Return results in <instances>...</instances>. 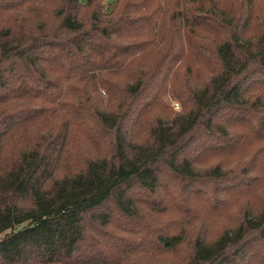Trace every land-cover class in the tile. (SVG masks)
Returning <instances> with one entry per match:
<instances>
[{
    "label": "trees",
    "instance_id": "1",
    "mask_svg": "<svg viewBox=\"0 0 264 264\" xmlns=\"http://www.w3.org/2000/svg\"><path fill=\"white\" fill-rule=\"evenodd\" d=\"M259 1L0 0V264H264Z\"/></svg>",
    "mask_w": 264,
    "mask_h": 264
},
{
    "label": "rangeland",
    "instance_id": "2",
    "mask_svg": "<svg viewBox=\"0 0 264 264\" xmlns=\"http://www.w3.org/2000/svg\"><path fill=\"white\" fill-rule=\"evenodd\" d=\"M109 3L108 5H111L115 0H107ZM259 3H261V5L263 6V0L261 2V0L259 1ZM151 62V61H150ZM201 69V70H200ZM196 71V73L199 75H205L206 74V70H204L203 68H200ZM126 82H128V80L125 77H119V78H114V84H115V90H116V96L117 99L123 97L124 95V91L126 88ZM104 94V93H103ZM170 104L171 107L174 111H179L181 110V104L178 100H170ZM35 135V134H34ZM76 149H78V151L81 154H90V148L87 145V143H80L78 142V145L75 147ZM262 198L259 201L260 203L262 202ZM259 204V203H258ZM146 218H148L150 221V223H152V227H154L155 230V226L156 225H162V226H170L172 227L173 225L171 224V220H169L171 218V216H174V213H170V215H165L163 217V221L155 219V216H152L150 213L147 214V212L145 211L144 214ZM169 220V221H167ZM225 222L220 223L217 232L219 231V229H221L220 227L224 224ZM198 228H200L199 223L195 224L194 226L190 227L189 233H188V238L191 239L193 237H195V235L198 232ZM109 231L112 232V235H106V236H113V238H122L125 240H128L131 244L133 242H136L134 244L133 248L134 249V253L132 254L129 263L130 264H170L171 263V259L172 256L171 255H158L155 259L150 260L153 256H154V247L155 244H150V242L155 238L156 233L155 232H151V234H149L148 236H144L142 235V233H136V234H128V233H124L121 232L119 230H117L114 226H109L108 227ZM106 229V230H108ZM105 231V230H104ZM99 235V232H98ZM105 235V234H102ZM101 237V236H100ZM102 238V237H101ZM103 239V238H102ZM112 239V238H111ZM107 240V239H106ZM131 246V245H130ZM137 248V250H136ZM146 250V252H137V251H144ZM189 250V246H184L183 249L181 250V253L183 251H185V254L187 253V251ZM157 253H159V251L157 250ZM173 255V254H172Z\"/></svg>",
    "mask_w": 264,
    "mask_h": 264
}]
</instances>
